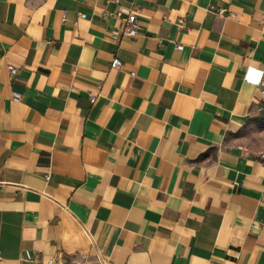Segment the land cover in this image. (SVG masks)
<instances>
[{"label": "crops", "instance_id": "1", "mask_svg": "<svg viewBox=\"0 0 264 264\" xmlns=\"http://www.w3.org/2000/svg\"><path fill=\"white\" fill-rule=\"evenodd\" d=\"M262 81L264 0H0V264H264Z\"/></svg>", "mask_w": 264, "mask_h": 264}, {"label": "built area", "instance_id": "2", "mask_svg": "<svg viewBox=\"0 0 264 264\" xmlns=\"http://www.w3.org/2000/svg\"><path fill=\"white\" fill-rule=\"evenodd\" d=\"M116 2L117 0H110ZM224 10H218V14H221ZM82 18L85 17V15H81ZM124 21V33L126 36L129 37H135L138 34L139 31V21L137 19L136 14L133 11H129L126 13V15L123 18ZM183 47L181 45H177V49L181 50ZM114 65L116 67H121L122 63L120 61H115ZM10 75L16 74V69L10 67L9 68ZM132 76H134V73H131ZM260 89L262 90V93H264V81L260 82L259 84ZM21 99V94L19 92L13 91L12 92V100L14 102H19ZM95 98L91 99V102H94ZM260 110L264 111V99L261 101ZM262 158H264V155H262ZM47 264H54L53 260H50Z\"/></svg>", "mask_w": 264, "mask_h": 264}]
</instances>
